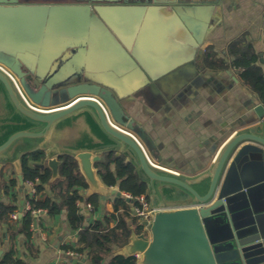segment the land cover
<instances>
[{"label": "water", "instance_id": "1", "mask_svg": "<svg viewBox=\"0 0 264 264\" xmlns=\"http://www.w3.org/2000/svg\"><path fill=\"white\" fill-rule=\"evenodd\" d=\"M183 1L0 0V38L7 32L6 36L19 48L40 50V59L52 52L59 59L55 73L37 71L40 77L50 76L47 84L40 85L36 80L31 86L27 81L31 78L29 72L0 54V174L3 165L12 162L18 189L23 192L21 156L42 145L47 153L39 165L51 169L50 182L61 176L60 156L69 154L77 159L89 184L87 195L98 192L104 197L109 193L122 196L118 188L102 183L95 167L103 152L115 151L135 165L155 208L151 219L141 222L146 230H132L129 241L116 255L136 256V264H264L263 103L254 108L258 121L239 127L221 146L208 169L188 175L153 161L152 156H158L151 135L126 112L113 89L101 84L89 71L71 70L72 74H81L82 80L63 86L60 91H67L64 96L57 97L51 90L55 79L65 71L66 56L65 50L54 49L49 41L55 29L86 32L93 24L119 33L117 20L124 17V4ZM109 4H117L120 14L111 17L113 6H104ZM32 45L34 48H27ZM3 47L0 40V51ZM198 50L202 56L204 49ZM76 51L71 61L77 59ZM130 51L135 55L136 50ZM199 66V70L204 69L201 60ZM197 72L196 68L188 71L178 89L185 88L192 73ZM79 123L87 132L62 149L61 134ZM23 204L22 200L21 210ZM1 254L2 250L0 257Z\"/></svg>", "mask_w": 264, "mask_h": 264}, {"label": "crops", "instance_id": "2", "mask_svg": "<svg viewBox=\"0 0 264 264\" xmlns=\"http://www.w3.org/2000/svg\"><path fill=\"white\" fill-rule=\"evenodd\" d=\"M104 6H113L111 17L120 14L117 4ZM123 13V19L117 20L119 33L109 27L103 29L90 24L86 32H75L73 28L55 29L49 41L54 49L65 50L66 56L62 55L68 67L65 71L75 70L71 66L73 50H81L76 62L87 69L94 65L93 76L113 89L126 112L155 141L158 156H152L155 163L188 175L208 169L221 146L239 127L259 120L254 108L263 102L256 92L242 83L233 68L207 67L205 51L210 46L219 57L227 58L228 43L247 33L262 54L260 64L264 70V0H185L173 4L128 2L124 4ZM131 46L136 50L135 55L130 51ZM200 47L204 49L202 56ZM55 55L52 52L40 59L37 54L27 62L36 71H55L59 68V59ZM200 60L204 66L202 70H199ZM22 68L28 70L26 66ZM195 68L197 74L192 73L188 85L178 89L188 71L194 72ZM86 132L82 123L69 126L61 134L62 149ZM37 148L43 149L42 145ZM112 167L115 168V164ZM16 175L14 164L7 162L1 169L0 179L9 181ZM100 180L107 187L119 189L118 185L108 186ZM26 187L28 189L26 185L23 192L19 191V210L21 201H26ZM88 188L89 184L81 190L85 198L78 202L85 225L103 220L108 212H112L116 197L111 193L105 197L93 193L99 197L96 207L87 200ZM122 194L125 196L126 192L122 191ZM0 200L7 201L8 198L2 194ZM36 219L37 227L33 223L30 237L21 232L16 235L19 259L26 264H92L86 251L80 253L65 248V245L76 246L78 240V229L68 221L65 210L56 215L43 210ZM15 221L11 219V222ZM10 246L8 223L4 222L0 224L2 254ZM119 248L114 246L113 255ZM111 257L105 258L102 264H107Z\"/></svg>", "mask_w": 264, "mask_h": 264}, {"label": "trees", "instance_id": "3", "mask_svg": "<svg viewBox=\"0 0 264 264\" xmlns=\"http://www.w3.org/2000/svg\"><path fill=\"white\" fill-rule=\"evenodd\" d=\"M226 56L219 57L212 47H207L204 64L215 69L233 68L241 78L242 83L257 93L264 103V70L260 64L261 56L256 50L247 33H243L231 40L226 47ZM46 159V152L37 148L25 152L21 156L23 167L24 187L28 181H34L36 191H24V198L30 203L21 219L11 222V215L19 210L17 177L9 181L0 179V196L5 194L7 201L0 200V224L8 223L10 248L2 254L0 264H26L16 256V235L25 233L28 237L33 233V223L37 218L34 212L46 209L49 214L56 215L63 210L67 219L78 229L77 245H65L66 249L83 253L87 252L92 264H102L108 256H112L107 264H136V256L113 255L114 246L122 247L129 241L132 230L140 233L144 230L142 219L134 215L132 204L126 196H117L113 201L114 210L108 212L103 220H95L85 225V217L79 212V200L85 198L82 189L88 187L86 179L79 171L77 159L69 154L60 156L59 171L61 176L50 182L52 171L49 167H40ZM115 164V168L112 165ZM99 176L108 186H119L121 191L130 193L134 197L146 194L147 184L136 171L132 162H126L123 154L115 151L103 154L101 160L95 163ZM147 195V194H146ZM147 198L149 196L147 195ZM96 207L99 197L91 195L87 198ZM114 222V224H111Z\"/></svg>", "mask_w": 264, "mask_h": 264}, {"label": "rangeland", "instance_id": "4", "mask_svg": "<svg viewBox=\"0 0 264 264\" xmlns=\"http://www.w3.org/2000/svg\"><path fill=\"white\" fill-rule=\"evenodd\" d=\"M6 34H7V32H6ZM6 34L2 35V37L0 38L2 44L7 49V50H5V48L3 47V49H2L3 51L2 50L0 51L1 56L3 58L8 59L9 61L17 62L20 68H22L23 66H26L28 68V70H25V71H28L29 74L31 75V78H29L27 80L28 83L31 86H33V84L35 83L36 80L39 82L40 85L47 84V82L49 81V80L46 79L48 74H45V75L40 77L39 74L37 73V71L32 69V67L30 65H28V62H27L29 60L34 59L35 56L37 54H39L40 50H25L24 48H19L18 46H16L12 42V40H10L8 38V36H6ZM27 48L32 49L34 47L32 45V46H28ZM76 54L79 55V51L78 50L76 51ZM71 66L73 68H75L76 71H79V70H81V71L83 70L84 71L85 70V71H89L92 75L94 74V71H95L94 65L90 66V69H91L90 70V69L85 68L84 65L78 64L76 61L75 62L72 61ZM65 68L68 69L67 66H65ZM88 68H89V66H88ZM70 70H66V71L62 72L61 73L62 76H59V78L55 79V82H53V86H52L53 88L51 90L55 93V95L57 97H61L62 95L64 96L65 94H67L66 93L67 91H65L64 93L60 91L63 88V86L60 85V84H61L62 80L64 79V77H66V73L70 72ZM18 81L20 83L19 79H18ZM20 85H21V83H20Z\"/></svg>", "mask_w": 264, "mask_h": 264}, {"label": "built area", "instance_id": "5", "mask_svg": "<svg viewBox=\"0 0 264 264\" xmlns=\"http://www.w3.org/2000/svg\"><path fill=\"white\" fill-rule=\"evenodd\" d=\"M28 189L34 193L36 191L35 182L34 181H28L27 182ZM126 197L130 198H136L137 204L133 206V213L134 215L139 216L142 220H150L153 212L155 211V208L151 206L150 199L147 198L146 194H141L139 196L134 197L130 193L125 194ZM30 207V203L28 201H25L23 209L17 210L11 215V218L13 220H19L22 218V216L25 214L26 209ZM43 210L46 209H38L34 212L36 214H40ZM56 264H63L62 262L56 263Z\"/></svg>", "mask_w": 264, "mask_h": 264}, {"label": "flooded vegetation", "instance_id": "6", "mask_svg": "<svg viewBox=\"0 0 264 264\" xmlns=\"http://www.w3.org/2000/svg\"><path fill=\"white\" fill-rule=\"evenodd\" d=\"M57 70H58V68H57ZM57 70H55L54 71V73L57 71ZM69 73V72H68ZM74 75V76H73ZM50 76H47L46 77V79L48 80V78H49ZM80 80H82V78H81V74H79V73H74V74H72L71 72L69 73V76H67L66 78L64 77V79H63V81L61 82V84L60 85H62V86H64V87H67V86H69V85H71V84H75V83H78V82H80ZM33 86H34V84H33Z\"/></svg>", "mask_w": 264, "mask_h": 264}]
</instances>
